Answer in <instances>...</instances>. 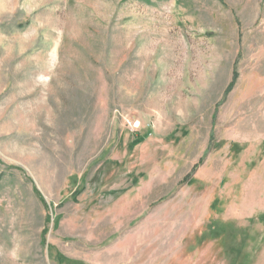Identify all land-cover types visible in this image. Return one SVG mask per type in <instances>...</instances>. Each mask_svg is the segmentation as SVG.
<instances>
[{
  "label": "rangeland",
  "instance_id": "1",
  "mask_svg": "<svg viewBox=\"0 0 264 264\" xmlns=\"http://www.w3.org/2000/svg\"><path fill=\"white\" fill-rule=\"evenodd\" d=\"M0 264H264V0H0Z\"/></svg>",
  "mask_w": 264,
  "mask_h": 264
}]
</instances>
